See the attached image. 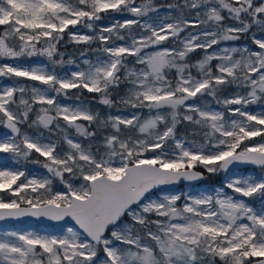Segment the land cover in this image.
<instances>
[{"label": "snow or ice", "instance_id": "1", "mask_svg": "<svg viewBox=\"0 0 264 264\" xmlns=\"http://www.w3.org/2000/svg\"><path fill=\"white\" fill-rule=\"evenodd\" d=\"M173 7L174 17L159 15L153 0H0V59L51 62L0 64V77L22 78L0 87V125L10 130L0 135V154L16 164L38 154L49 174L29 177L0 160V193L7 194L0 195V221L65 222L55 234L0 233V264H264V177L234 170L211 192L152 195L202 179L198 165L208 173L239 164L264 169V110H247L264 104V0L167 5ZM111 13L135 18L96 26ZM78 25L93 34L71 30ZM244 35L255 48L228 46ZM65 36L67 43L102 47L94 60L81 52L80 65L58 72ZM197 50L203 55L191 63ZM230 86L236 93L223 96ZM84 92L99 94L108 108L134 111L101 117L82 100ZM205 97L222 107L195 102ZM182 123L200 139L178 136ZM25 125L49 136L22 131ZM97 137L102 143L93 144ZM57 179L64 191L53 190ZM245 198H259L260 207Z\"/></svg>", "mask_w": 264, "mask_h": 264}, {"label": "rangeland", "instance_id": "2", "mask_svg": "<svg viewBox=\"0 0 264 264\" xmlns=\"http://www.w3.org/2000/svg\"><path fill=\"white\" fill-rule=\"evenodd\" d=\"M158 1L159 0H153V4L155 6L160 7L157 4ZM165 14H170V15H172L174 17V16L177 15V10L176 9H171L170 10V9H165V8L160 7L159 15L163 16ZM150 15H155V14H150ZM132 18H135V17H133L130 13H123L122 15H109V16L105 17L103 20L98 21V26L97 25L96 26L97 27L107 26V25H110V24L114 23L115 20L123 21L124 19H132ZM142 19H147V18L145 17V18H142ZM71 30L79 31L82 34H84V33L91 34V32L87 28L82 27V26H76L75 29H71ZM139 33H140V29L138 27L134 26L133 34H139ZM256 35H257V37H259L261 35V33L256 32ZM65 37L68 40V37L67 36H65ZM128 42H130V41H128L127 39L125 41H119V40L115 41L116 44H125V43H128ZM109 43L111 44L112 42L110 41ZM70 44H71V46H73V47H75L77 49L78 58H74V60H73V58L67 59L65 61V64L63 65V69L61 70L62 72H69L71 70H74L76 65H80V62H81V55L80 54H81V52H86L87 53V57L94 60L95 56L93 55L94 56L93 57L92 55H89V53L87 51L90 50V49L95 50V49H99V48L102 47V45L98 41L95 42V45H97V46L94 47V48H91V46L83 45V44H80V45H77V44H74V43H70ZM245 44H248V45H250V47L255 48V45H253L252 42H250V41L249 42H241L240 40H236V41L228 42V46H243ZM166 46L171 47L172 45L169 43ZM223 46H225V45H221V47H223ZM209 51H211V50H209ZM78 59H79V61H77ZM68 60L75 61V64H68L67 63ZM128 61H129V66H132V64L134 63V58L129 57ZM3 63H17V64H22V65L47 64L43 59H41V57H32L31 59H20V60H17V61H10V60H5V59H0V64H3ZM193 74H195V70L194 69H193ZM17 80H21L22 81V78H15L13 80H8L6 78L0 77V87L15 83V82H17ZM23 82L26 83L29 86H31L32 84H37L38 83V82H33V81H23ZM115 91H116V93L119 94V97H120L125 92V86L121 85V87L118 88V89H115ZM236 91H237V89H236L235 86L226 87L223 90L222 95L223 96H230V95L236 93ZM241 94H245L243 90H241ZM60 102H62V103H74L75 100L74 99H71V100H64L63 99V100H60ZM195 102L196 103H208V104H211V106L213 108H217V109L222 107L221 105L215 104L211 97H205L204 101L197 100ZM189 103H192V101H189ZM90 106L96 111V108H95V106L94 107L92 106V103H90ZM233 107H235V106H233ZM247 110L252 111V112L262 111V110H264V104H261V103L258 102L256 104L249 105ZM132 111H134V110H132V109L120 110L118 113H114L112 115H118V114L128 115ZM144 114L145 115L147 114L146 111H145ZM103 117H105V116H103ZM32 119H34V118H32ZM9 131L10 130L5 129L2 125H0V135L7 134V133H9ZM22 131H27V130H23L22 129ZM37 131H42L43 135L45 137L49 136V133H48L47 130L37 129V128H34V127H31V130L28 131V132L31 134V133H35ZM69 135H75V134L72 133L71 131H69ZM51 138L54 139V140L58 139L57 136H52ZM255 139L258 141L259 137L255 138ZM92 143L93 144H100V143H102V140H101L100 137H97L96 140L92 141ZM37 159L40 161V163H36L35 162V168L34 169H36V170H33V171L29 172V173H26V175L29 176V177H32V176L40 177V176L49 175L47 170L42 167L44 158H41V159L36 158L35 160H37ZM11 165H9V166H11ZM11 167H14V165H12ZM29 168L31 169V167H29ZM19 169H22V168H19ZM22 170L26 171L25 169H22ZM234 170H235V174L236 175H242V176H244V175H253L257 179H259L261 177H264V173H260V172L257 171V169H254V168L232 169V170H229L228 173L219 172L220 177H221L220 180H221L222 184H219V185H216V186H211L208 183V181H204V182H201L199 184H185V185H182L181 187L176 188L174 190H168V191L160 190V191H157V192L153 193L152 195L154 197L158 196L161 193H181V194L197 195V194H199L201 192H211V191H213V190H215L217 188H223L226 179L233 175ZM261 170H264V169H261ZM59 184H60V182H59L58 179L54 180L53 188L57 187ZM61 187H62V189L59 190V191H64L65 189H64L62 184H61ZM226 191L230 192V190H226ZM245 199L249 200V202L253 205V207H257V208L260 207V201L259 202H252L249 198H245ZM179 203H183V198H182L181 202H179ZM44 219H46V218H44ZM62 228H63V224H59V223H45V224H41V223L38 222V220L31 219V218L24 219V220H21V221L17 220V221H14V222H3V223H0V233L4 232L6 230H11V231L35 230V231L40 232V233H45L46 232V233L55 234V233L61 232Z\"/></svg>", "mask_w": 264, "mask_h": 264}, {"label": "trees", "instance_id": "3", "mask_svg": "<svg viewBox=\"0 0 264 264\" xmlns=\"http://www.w3.org/2000/svg\"><path fill=\"white\" fill-rule=\"evenodd\" d=\"M144 0H137V3H143ZM182 0H159L157 2V4L162 7V8H165V9H168L167 8V5L169 4H172V5H175L177 3H181ZM172 9H176L175 7H173ZM171 10V9H170ZM186 15H190L188 12L185 13ZM103 15V14H102ZM110 15H122L121 13H111ZM103 20V19H102ZM98 26V22L96 24ZM80 26V25H78ZM3 29V26H0V31H2ZM258 32V31H257ZM93 34V33H91ZM241 42H251V39L249 38L248 35H244L241 37V39H239ZM248 40V41H247ZM67 39L65 37V40L64 41H61L60 45H58V49L61 53L64 54V60L66 61L67 59H70V58H78V54H77V49L73 46H71L70 43H67ZM97 45H95V42L91 45V48H94L96 47ZM89 53V55H94L96 56V52L93 50V49H90L87 51ZM95 52V53H94ZM94 53V54H93ZM203 55V53L200 51V50H197V52L195 53H192L191 54V57H190V62L191 63H194L197 59L201 58ZM93 56V57H94ZM37 57H41V59H43L47 64H50L51 62L48 61L45 57H42V56H37ZM21 59H31V58H21ZM79 61V59L77 60ZM63 69V66L61 67H57V71L60 72L61 70ZM73 92L78 93V90H73ZM82 96V100H84L85 102H89V103H92V106L96 108V111L100 113L101 117L105 116L107 117V115L111 112V114H114V113H118L120 110H129L130 108H124L123 106H117L116 108H108L107 106H104L102 105L101 103H98L99 102V94H92V93H87V92H84L83 94H80ZM112 96L116 99H119V94L116 93V91L114 90L112 92ZM60 100H63V97L60 98ZM32 118H35V117H32ZM23 130H27V131H30L31 130V127H28L27 125H25L24 127H22ZM72 133H74L73 130H70ZM195 131L194 129V126L191 125V124H188V123H182V124H179L177 126V135L178 136H185L187 137L188 139H197L199 140L200 137L197 135V136H193L192 133ZM75 134V133H74ZM78 139H82L80 137H78ZM260 139V138H259ZM88 141H85V143H87ZM36 158H39L41 159L42 157H39L38 154L34 155L29 161L27 162H24L22 161L21 163L19 164H16V163H13L11 162V157L9 154H0V160H4V161H9L10 164L14 165L15 168H22V169H25L26 173H29L33 170H36L34 169L35 168V162L34 160ZM31 167V169L29 168ZM198 169H201V170H204L206 171L202 166H197ZM258 172L260 173H264V171H259L257 170ZM207 172V171H206ZM208 176L207 178L205 179L206 181H208V183L211 185V186H216V185H219V184H222L221 182V177H220V174L219 173H208ZM62 187H61V183L53 188L54 191H59L61 190ZM1 195H4L5 198H7V194H4V193H0ZM252 202H259L260 199L259 198H256V199H251L249 198Z\"/></svg>", "mask_w": 264, "mask_h": 264}, {"label": "water", "instance_id": "4", "mask_svg": "<svg viewBox=\"0 0 264 264\" xmlns=\"http://www.w3.org/2000/svg\"><path fill=\"white\" fill-rule=\"evenodd\" d=\"M244 167H258V166H255V165H251V164H239V165H235L234 166V169H237V168H244ZM260 168V167H258ZM196 171H200L203 173V178L202 179H199V180H195V181H185V180H181L179 183L177 184H174V185H168V186H162L160 188H157V189H154L153 190V193L160 190V189H165V190H173V189H176L178 187H180L181 185H185V184H198V183H201L205 178H206V174L204 171L202 170H199V169H195ZM231 170V169H230ZM29 218H34V217H30V216H26V217H22V218H19V219H6V220H3V221H0V223H3V222H14V221H21V220H24V219H29ZM37 220H39L41 223H65V222H54V221H51V220H48V219H44V218H35Z\"/></svg>", "mask_w": 264, "mask_h": 264}]
</instances>
